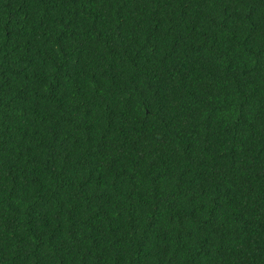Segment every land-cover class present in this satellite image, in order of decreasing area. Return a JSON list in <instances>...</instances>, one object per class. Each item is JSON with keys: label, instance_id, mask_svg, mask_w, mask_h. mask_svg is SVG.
<instances>
[{"label": "trees", "instance_id": "16d2710c", "mask_svg": "<svg viewBox=\"0 0 264 264\" xmlns=\"http://www.w3.org/2000/svg\"><path fill=\"white\" fill-rule=\"evenodd\" d=\"M0 264H264V0H0Z\"/></svg>", "mask_w": 264, "mask_h": 264}]
</instances>
